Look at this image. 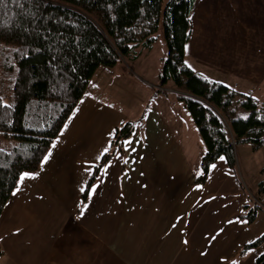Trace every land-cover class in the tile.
Returning a JSON list of instances; mask_svg holds the SVG:
<instances>
[{"label":"crops","instance_id":"0c3cea01","mask_svg":"<svg viewBox=\"0 0 264 264\" xmlns=\"http://www.w3.org/2000/svg\"><path fill=\"white\" fill-rule=\"evenodd\" d=\"M186 59L196 72L241 93L264 91V0H196ZM128 68L123 60L97 73L120 69L141 88L153 89ZM94 79L48 160L20 179L5 207L0 264H257L264 239L256 241L264 233L242 218L252 203L246 187L225 157L211 165L204 183H196L206 147L203 142L197 157L188 150L185 136L198 141L201 135L179 100L187 125L165 116L160 104L137 107L144 125L122 150L115 147L84 200L95 167L114 148L117 128L138 114L118 102L123 98L115 94L122 90L116 83L113 88ZM242 146L254 154L252 145L240 143L239 160ZM260 164L264 171V160Z\"/></svg>","mask_w":264,"mask_h":264},{"label":"trees","instance_id":"16d2710c","mask_svg":"<svg viewBox=\"0 0 264 264\" xmlns=\"http://www.w3.org/2000/svg\"><path fill=\"white\" fill-rule=\"evenodd\" d=\"M196 0H0V135L14 140L0 146V217L22 175L38 170L52 143L100 68L136 60L152 47L163 26L168 57L162 85L190 112L206 147L204 183L211 165L225 157L236 165L235 148L264 145V102L252 94L210 80L186 62ZM240 111L247 112L243 116ZM136 123L117 128L113 149L95 167L83 193L110 159L123 149ZM242 214L251 221L257 207ZM264 239V234L256 243ZM264 264V255L256 262Z\"/></svg>","mask_w":264,"mask_h":264},{"label":"rangeland","instance_id":"374dc122","mask_svg":"<svg viewBox=\"0 0 264 264\" xmlns=\"http://www.w3.org/2000/svg\"><path fill=\"white\" fill-rule=\"evenodd\" d=\"M198 45L200 46V44ZM167 57H168V45L166 43L163 26L160 25L158 33H156V40L152 44L151 48L146 49L142 53V55L136 60L125 59L126 64H128L129 66L128 69L136 77L142 80L144 79L149 80L151 84H153V89L146 90L141 88L140 82L136 81L131 75V73H127L128 75L122 74L120 69L117 70L112 69V71H107L110 72V75L107 74L106 71H100V73H97V75H95L94 81L97 83H101L102 81H104L106 85H109V87L110 86L113 87V84L116 83L118 87L122 89L121 91L118 90L115 94H120L123 98V102L118 100L117 101L120 104H125L126 107H128V111H130L131 106H133V110L135 111V114L138 113L136 118H134V121L137 122L136 123L137 126L144 125V124H140V122L138 123V121L141 120L143 113H141L140 115L139 112L142 111V108H137V107L142 105L145 107L146 105L148 106L153 102H154L153 105L160 104V110L163 111V114L165 116L166 114H174L176 117H179L180 120H183L182 122H184L185 125H187L186 119L183 118L186 115L185 111L182 112V105L181 103H178L179 101L176 97L177 93H184V92L178 89V91L176 90L177 92L171 93V91H173L175 87L171 81L167 85H165L166 87L163 88L162 87L158 88L155 85L157 83H160L162 85V82L160 80V75ZM188 59L191 61V65H192V60L190 58ZM186 62L188 63L187 59ZM100 69L104 70L105 68H100ZM106 70H109V68H106ZM129 77L132 80H128ZM156 89H160L164 94L167 95L156 93ZM100 90L103 91L102 87L100 88ZM254 95L256 98H259L258 102L260 104L264 102V100L261 99L262 95H264V91L255 90ZM132 96H135V98L137 97V99L133 100ZM159 99H163V100H159ZM159 101H163V103H157ZM164 101H168L169 103H165ZM129 113L130 115H133L131 111ZM240 113L243 116L247 115V112L240 111ZM170 124L176 126L175 124L172 123ZM182 129H184L185 134H187L185 128L181 127V130ZM195 130L196 133L198 134L196 128ZM185 139L190 142L188 150L189 151L192 150L193 156L195 157L200 156L204 149V144L201 137H199V134H198V141L196 140V138H194L191 135H186ZM13 143L14 140L11 139L9 136L0 135V146L11 147ZM241 144H249V143H241ZM240 150L242 151L240 153L241 160H239L238 154L237 152H235L236 162H237L235 165L236 174L239 177L240 181H242V183L245 185L248 196H250L251 198L252 203H250V208H248V210L253 209L254 206L257 207L253 219L248 222L250 223L253 222V226H255L256 228H260L259 230L262 233H264V171L261 169L263 164H260V162L264 160V147H261L260 149L257 150L254 149L253 151L254 154H252L248 149H245L243 146L241 147ZM199 168L202 170V163L201 166H199ZM193 169L196 170V167H194ZM25 174L28 175L30 173L26 172L23 174L22 177H25ZM22 181L23 180L21 179L20 183ZM246 183H249L252 187H254L255 194L252 191V189L247 186ZM255 183L257 184V186L255 185ZM257 211L259 212L257 213Z\"/></svg>","mask_w":264,"mask_h":264},{"label":"snow or ice","instance_id":"6c2138e0","mask_svg":"<svg viewBox=\"0 0 264 264\" xmlns=\"http://www.w3.org/2000/svg\"><path fill=\"white\" fill-rule=\"evenodd\" d=\"M105 152H107V148L104 150ZM50 155V154H49ZM221 159H223V157H221ZM44 160L45 161H47L48 160V156H45L44 157ZM214 167V166H213ZM27 174H25V176H26ZM21 179L23 180L24 179V177H21ZM81 191H83V189H81ZM185 243H187V241H185Z\"/></svg>","mask_w":264,"mask_h":264}]
</instances>
